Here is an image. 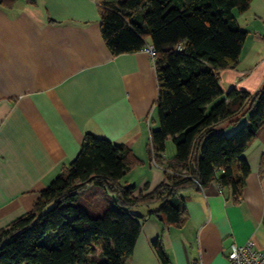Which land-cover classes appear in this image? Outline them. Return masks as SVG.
<instances>
[{
	"label": "crops",
	"instance_id": "obj_1",
	"mask_svg": "<svg viewBox=\"0 0 264 264\" xmlns=\"http://www.w3.org/2000/svg\"><path fill=\"white\" fill-rule=\"evenodd\" d=\"M102 3L0 4V229L33 208L41 190L77 156L86 133L131 147L141 163L121 183L134 185V194L165 177L151 158L159 93L153 56L145 48L112 54L101 32ZM235 13L246 38L237 65L220 73L224 95L217 101L232 88L255 94L264 84V0H250ZM216 127L235 129L225 121ZM172 154L165 149V160ZM244 156L251 170L238 199L231 187L213 181L182 191L181 224L164 225L149 214L159 202L136 208L141 231L124 264H163L153 245L158 237L168 264H226L233 242L252 240L264 250V125Z\"/></svg>",
	"mask_w": 264,
	"mask_h": 264
},
{
	"label": "trees",
	"instance_id": "obj_2",
	"mask_svg": "<svg viewBox=\"0 0 264 264\" xmlns=\"http://www.w3.org/2000/svg\"><path fill=\"white\" fill-rule=\"evenodd\" d=\"M249 4L103 0L101 32L113 55L155 48L160 126L151 132V158L154 151L165 177L134 194V185L121 183L141 163L131 147L86 133L77 156L41 190L33 208L0 229V264H124L141 231L143 215L135 211L141 205L159 202L149 214L171 225L184 219L185 189L217 181L231 187L235 199L241 196L251 170L244 152L264 125V84L255 94L232 88L211 104L224 95L221 71L241 57L246 31L235 9ZM224 121L235 126L231 133L217 129ZM169 137L176 154L166 161ZM153 245L168 264L162 238Z\"/></svg>",
	"mask_w": 264,
	"mask_h": 264
},
{
	"label": "built area",
	"instance_id": "obj_3",
	"mask_svg": "<svg viewBox=\"0 0 264 264\" xmlns=\"http://www.w3.org/2000/svg\"><path fill=\"white\" fill-rule=\"evenodd\" d=\"M145 49L152 56L155 55V48L153 45H147ZM152 163L156 166H160L155 158L154 151H152ZM193 263L204 264L196 260ZM226 264H264V250L256 248L252 240H248L243 244L233 242L227 254Z\"/></svg>",
	"mask_w": 264,
	"mask_h": 264
},
{
	"label": "rangeland",
	"instance_id": "obj_4",
	"mask_svg": "<svg viewBox=\"0 0 264 264\" xmlns=\"http://www.w3.org/2000/svg\"><path fill=\"white\" fill-rule=\"evenodd\" d=\"M217 102V100H215V101H213L212 102V104H211V106L212 105H214V103H216ZM210 106V107H211ZM209 107V108H210ZM157 110V109H156ZM155 119H154V121H152V127L154 128V129H156V128H158L159 126H160V121H159V114H158V112L156 111L155 112ZM242 125H244V124H242ZM241 125V126H242ZM231 133V132H230ZM166 145H167V148H166V152H167V154L169 155V157H171V155H173L172 153H176V145H175V143H174V141H173V139H172V137H170V138H168L167 139V141H166ZM172 151V152H171ZM174 151V152H173Z\"/></svg>",
	"mask_w": 264,
	"mask_h": 264
}]
</instances>
